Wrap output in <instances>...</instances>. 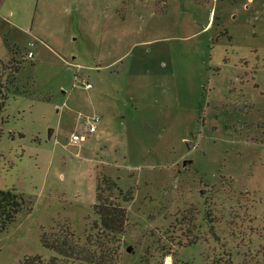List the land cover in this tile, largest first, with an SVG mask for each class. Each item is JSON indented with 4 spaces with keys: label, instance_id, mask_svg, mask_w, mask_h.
I'll list each match as a JSON object with an SVG mask.
<instances>
[{
    "label": "rangeland",
    "instance_id": "rangeland-1",
    "mask_svg": "<svg viewBox=\"0 0 264 264\" xmlns=\"http://www.w3.org/2000/svg\"><path fill=\"white\" fill-rule=\"evenodd\" d=\"M12 61L0 192L28 209L0 264L82 242L120 192L118 264H264V0H0Z\"/></svg>",
    "mask_w": 264,
    "mask_h": 264
},
{
    "label": "trees",
    "instance_id": "trees-1",
    "mask_svg": "<svg viewBox=\"0 0 264 264\" xmlns=\"http://www.w3.org/2000/svg\"><path fill=\"white\" fill-rule=\"evenodd\" d=\"M20 67L19 62H0V117L9 89L15 86ZM97 191H100L99 187ZM119 196L109 199L98 194L97 203L93 207L97 222L82 242L68 229L59 228L58 232L50 234L42 232V247L54 255L48 260L38 255L25 257L19 264H118L119 243L127 224L126 209L119 201L121 198L122 202L129 201L121 192ZM27 207V202L20 195L9 191L0 192V231L14 222L17 215Z\"/></svg>",
    "mask_w": 264,
    "mask_h": 264
},
{
    "label": "built area",
    "instance_id": "built-area-1",
    "mask_svg": "<svg viewBox=\"0 0 264 264\" xmlns=\"http://www.w3.org/2000/svg\"><path fill=\"white\" fill-rule=\"evenodd\" d=\"M28 56L32 57V53L28 52ZM86 89H89L91 86L90 84H85L84 86ZM88 120V127L82 133L73 132L70 137V144L75 146H80L85 140L88 135L93 134L96 131V125L99 122V118L97 116L90 117Z\"/></svg>",
    "mask_w": 264,
    "mask_h": 264
},
{
    "label": "water",
    "instance_id": "water-1",
    "mask_svg": "<svg viewBox=\"0 0 264 264\" xmlns=\"http://www.w3.org/2000/svg\"><path fill=\"white\" fill-rule=\"evenodd\" d=\"M51 133H52V131H51ZM50 135H51V134H50ZM187 144L190 146V143L187 142ZM188 163H190V161H186L184 164L186 165V164H188ZM127 251L130 252V251H131V248L129 247Z\"/></svg>",
    "mask_w": 264,
    "mask_h": 264
}]
</instances>
